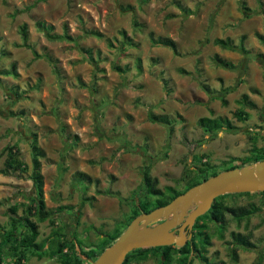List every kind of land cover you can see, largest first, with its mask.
Returning <instances> with one entry per match:
<instances>
[{"label": "rangeland", "instance_id": "374dc122", "mask_svg": "<svg viewBox=\"0 0 264 264\" xmlns=\"http://www.w3.org/2000/svg\"><path fill=\"white\" fill-rule=\"evenodd\" d=\"M40 22L70 38L49 40ZM24 27L28 44L56 69L23 46ZM122 32L132 46H121ZM258 35L264 36V0H0V226L8 225L11 205L27 204L34 193L28 179L32 133L45 151L48 209H73L39 224L38 241L58 229L75 240L80 255L81 249L113 245L129 227L133 200L146 194V166L161 191L184 190L192 171L198 173L196 157H204L199 167L208 164L221 173L240 165L229 163L232 157L264 148V42ZM160 38L174 40L178 51L153 43ZM216 39L244 52L216 46ZM246 95L257 106L246 108L248 119L238 121L234 113ZM151 110L174 124L151 122ZM206 117L227 118L236 129L207 133L199 125ZM15 144L29 171L4 175L3 150ZM78 173L89 175L91 185ZM85 195L95 200L81 208ZM228 195L226 205L254 203L260 212L240 226L228 215L226 229L202 218L211 244L195 237L201 255L190 257L193 264H255L264 257V195ZM233 231L252 232L257 247L238 249L237 262L228 244ZM150 255L135 264H159L156 251ZM25 264L61 263L57 256L34 254Z\"/></svg>", "mask_w": 264, "mask_h": 264}, {"label": "trees", "instance_id": "16d2710c", "mask_svg": "<svg viewBox=\"0 0 264 264\" xmlns=\"http://www.w3.org/2000/svg\"><path fill=\"white\" fill-rule=\"evenodd\" d=\"M137 21H135V26H139ZM38 28L42 32L46 34V37L51 41L61 40L70 38L66 30L63 35H54V27L49 26L46 23L40 22L38 23ZM87 34L94 35L100 37V34L91 31L87 32ZM123 43L121 46L127 47L132 46V40L128 39L125 32H122ZM23 37V46L33 50L34 59H45L49 62L55 69L52 59L48 57V55H40L38 52L34 50L28 44V33L26 27L22 30ZM259 39L264 42V36L258 35ZM153 40L154 44L171 48L175 53L178 51L177 43L170 38H160L158 40ZM216 46H219L223 49L227 50H239L244 52L243 46L236 47L233 45L228 39H216L214 41ZM113 46V45H112ZM218 63L223 65L224 67H229L230 64L228 62H224L222 59L217 58ZM140 67V65H139ZM15 66L13 67V71H15ZM223 104H227L225 98H222ZM240 106L239 109L234 113L235 118L238 121H245L248 119L249 115L245 110L248 107L256 108V104L254 101L250 99L248 95L244 96L242 100L239 101ZM149 120L153 123H160L163 125L171 126L174 123L167 116H159L152 112L149 113ZM199 125L203 130L210 134H216L222 129H226L232 131L235 128L231 120L227 118H201L199 120ZM30 151H31V159H32V168L31 173L28 175V179L33 184L34 193L31 196H28L26 199L28 203H15L9 207V223L7 226H0V237L6 238L0 241V264H5V258L12 259L11 264H25L28 260L29 255H38L39 257H43L44 255L57 256L60 259L61 264H92V262L96 261L100 255L109 248L112 244L110 242L104 244L102 248L99 249H81V255L78 254L76 250L75 240L69 241L66 239L58 229L53 231V234L45 240L44 242H39L40 237V226L39 224L44 223L48 220H51L58 213H62L65 210H72L71 207H59L56 210L48 209L47 202L45 199V191L43 190L45 187V179L42 174V162L41 159L45 157V151L40 147L39 140L37 134L32 133L30 135ZM252 154L247 158H236L232 157L229 160V163L240 162L239 166H230L228 169L234 168H242L249 163H254L258 161L264 160V148H253L251 150ZM3 154L6 155V159L4 162V169L1 171L4 175H10L16 172L19 173H28L29 165L24 163V161L20 158L21 151L17 144L12 146H7L3 150ZM203 156L196 157V167L198 168L196 175H194L192 171V175L189 176L188 181L185 185L184 190H177L174 187H167L165 190L159 189L158 180L153 178L151 175V167L146 166L143 170V185L145 186V197L140 198L137 201L133 200V216L130 217V223L134 220L135 217L143 214L150 213L158 207L166 206L173 199L183 194L190 188L206 181L207 179L218 175L220 172L217 170H213L212 166L205 164L199 167V163H202ZM228 164V163H227ZM78 176L89 183L93 182L92 178L85 173H78ZM102 194L101 192H99ZM109 193V192H108ZM112 194V193H109ZM257 195L264 193H245V194H237V195ZM86 196V195H85ZM229 195L220 196L215 199L211 209L204 216H201L197 219L194 225V233L195 237H200L201 241H203L204 245H210V237L204 236V229L206 228L205 222L202 218H207L208 222H215L217 226L222 229H226L227 221L226 217L229 215L232 219H236L238 225L242 223V220L247 219L250 220L252 215L260 212V207H258L254 203H250L248 207H231L225 204V199ZM95 197L89 198L85 197L81 203V208L85 206L87 202L94 201ZM137 202V203H136ZM5 202L0 200V207H4ZM20 210L22 214L19 215ZM248 228V223L246 225ZM119 234V231H118ZM117 236V235H116ZM231 241L229 244L230 256L233 261H238V249L244 250H254L256 249L255 243L252 241V232L248 234H243L241 232H231ZM113 237V236H112ZM120 235L114 238L116 241ZM195 237L193 238L192 245H186L184 247L177 246H169L163 248H145L134 250L129 253L126 261L123 264H135L147 261L151 256L150 253L152 251H156L155 257H157L159 264H193V258L190 259L191 256L195 255L196 258H199L201 255V250L197 248ZM112 238V241H113ZM263 241V251H264V239ZM113 243V242H112ZM48 244H52V247H48ZM4 251H6V257L3 256ZM136 254V255H135ZM205 261L207 258H205ZM264 257H260V259L255 264H263Z\"/></svg>", "mask_w": 264, "mask_h": 264}, {"label": "water", "instance_id": "95a60500", "mask_svg": "<svg viewBox=\"0 0 264 264\" xmlns=\"http://www.w3.org/2000/svg\"><path fill=\"white\" fill-rule=\"evenodd\" d=\"M264 193V160L229 169L190 188L166 206L134 218L112 246L92 264H123L138 249L183 247L192 241L197 219L215 199L228 194ZM191 232L187 236V233ZM192 245V243H191Z\"/></svg>", "mask_w": 264, "mask_h": 264}, {"label": "flooded vegetation", "instance_id": "af4514ba", "mask_svg": "<svg viewBox=\"0 0 264 264\" xmlns=\"http://www.w3.org/2000/svg\"><path fill=\"white\" fill-rule=\"evenodd\" d=\"M193 229H194V228H193ZM192 233H193V238H194V237L196 236V234L194 233V230L192 231ZM190 234H191V232H188V233H187V236L190 235ZM193 238H192V241H191V242H190V241H187V243L185 244V246L188 245V244L191 245V243H193ZM183 247H184V246H183Z\"/></svg>", "mask_w": 264, "mask_h": 264}]
</instances>
